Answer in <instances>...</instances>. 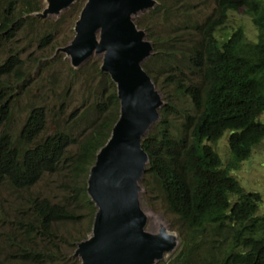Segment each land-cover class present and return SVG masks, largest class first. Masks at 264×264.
<instances>
[{"label":"trees","instance_id":"16d2710c","mask_svg":"<svg viewBox=\"0 0 264 264\" xmlns=\"http://www.w3.org/2000/svg\"><path fill=\"white\" fill-rule=\"evenodd\" d=\"M41 7V0H0V45L24 27L23 15L34 20L32 13ZM242 7L256 27V40H246L242 27L218 40L215 32L228 12ZM193 29L200 39L180 54L196 72L197 82L176 83L177 90L190 97L193 113L172 124L170 116L178 114L177 109L169 103L162 106L159 120L142 141L150 159L145 174L163 192L180 240L176 256L157 264H264V216H256L261 195L245 192L230 173L264 138V122L258 119L264 111V0H215L211 14ZM146 37L150 39L148 33ZM162 53L176 55L172 48ZM21 65L15 54L0 63V184L28 190L44 174L66 171L70 194L59 201L26 197L13 228L3 236L9 259H0V264H78L72 253L84 236L67 241L57 226L89 216L91 227L95 208L85 182L96 151L118 117L116 88L96 63L99 84L88 89L94 101L75 115L89 121L82 139L62 129L44 136L47 112L36 105L14 142L4 126L10 119L13 82L23 79ZM143 67L155 82L147 61ZM225 132L233 165L224 164L211 144ZM73 144L76 149L69 152Z\"/></svg>","mask_w":264,"mask_h":264},{"label":"rangeland","instance_id":"374dc122","mask_svg":"<svg viewBox=\"0 0 264 264\" xmlns=\"http://www.w3.org/2000/svg\"><path fill=\"white\" fill-rule=\"evenodd\" d=\"M41 1L42 9L45 0ZM85 1L74 0L57 14H50L44 18L33 15L35 19L30 20L23 15L24 27L9 41L1 42L0 63L9 54H15L22 60L20 71L23 79L17 83L13 82L10 119L4 126L14 142L17 141L29 110L36 105L43 106L47 112L44 136L62 129L80 140L89 131L86 127L89 121L86 122L80 117L75 118V115H80L83 108L94 101L88 89L96 88L99 84L100 75L94 70L96 63H100L99 55L94 53L80 66L73 68L69 58L59 50L74 37V23ZM155 1L156 4L152 7L132 14V21L139 29L150 35L149 40L156 46V50L145 62L147 61L151 75L155 79L162 101L161 107L168 103L173 105L178 114L170 117L172 124H178L180 116L193 113V108L190 97L179 92L176 83L185 80L186 83L189 80L197 82L196 72L188 67L187 59L181 56L180 52L200 39L193 25L211 14L215 0ZM190 24L192 27L189 28ZM238 27L243 28L246 40L251 42L256 40V27L243 7L228 12L225 23L216 30L215 37L223 40ZM47 40L49 41L45 46L40 45ZM170 48L176 52L175 57L162 53ZM9 81H12L11 78ZM258 119L264 122V111ZM228 135L229 133L225 132L211 144L224 164L233 165V156L227 145ZM76 146L71 145L68 148L69 152H73ZM234 164V169L230 173L245 192H257L261 195L256 216H264V138L254 146L246 160ZM68 177L66 171L44 174L37 184L28 190H15L7 183L0 184V259H9L7 255L9 245H3V236L13 228L12 221L19 214L18 210L25 198L40 196L59 201L64 195L70 194ZM140 187L139 203L148 217V230L155 232L161 224L176 235L174 249L163 260L170 261L179 249L176 218L168 210L163 192L146 174ZM231 198L233 202L234 197ZM82 212L86 213V210ZM88 226L90 227L89 216H86L77 224L58 225L57 230L64 239L72 241L87 236L90 232ZM12 235L20 238L15 232Z\"/></svg>","mask_w":264,"mask_h":264},{"label":"water","instance_id":"95a60500","mask_svg":"<svg viewBox=\"0 0 264 264\" xmlns=\"http://www.w3.org/2000/svg\"><path fill=\"white\" fill-rule=\"evenodd\" d=\"M74 0H45L33 15L57 14ZM155 0H86L74 23V37L61 47L73 68L92 54L116 88L118 117L95 153L86 178V194L95 211L90 233L76 242L72 256L80 264H156L174 249L176 235L159 225L148 230L140 207V184L149 164L142 141L159 120L162 101L143 67L153 53L146 33L132 14Z\"/></svg>","mask_w":264,"mask_h":264},{"label":"clouds","instance_id":"9594fccd","mask_svg":"<svg viewBox=\"0 0 264 264\" xmlns=\"http://www.w3.org/2000/svg\"><path fill=\"white\" fill-rule=\"evenodd\" d=\"M32 15H33V14H32ZM147 39H148V38H147ZM152 44H153V43H152ZM153 51H154V49H153ZM152 54H153V53H152ZM149 57H150V56H149ZM145 60H146V59H145ZM145 60H144V61H145ZM143 63H144V62H143ZM99 64H100V63H99ZM142 65H143V64H142ZM148 74H149V73H148ZM151 78H152V77H151ZM154 83H155V82H154ZM155 85H156V84H155ZM87 175H88V174H87ZM144 175H145V174H144ZM86 178H87V177H86ZM143 178H144V176H143ZM142 181H143V179H142ZM142 181H141V182H142ZM85 187H86V184H85ZM85 190H86V189H85ZM92 219H93V218H92ZM90 229H91V227H90ZM89 233H90V232H89ZM85 237H86V236H85ZM85 237H84V238H85ZM75 247H76V246H75ZM74 249H75V248H74ZM73 251H74V250H73ZM72 254H73V253H72ZM166 257H167V256H166ZM75 258H76V257H75ZM77 260L79 261L78 258H77ZM163 260H165V259H163ZM163 260H160V261H163ZM160 261H158V262H160ZM79 263H80V261H79ZM156 264H157V263H156Z\"/></svg>","mask_w":264,"mask_h":264},{"label":"bare ground","instance_id":"6f19581e","mask_svg":"<svg viewBox=\"0 0 264 264\" xmlns=\"http://www.w3.org/2000/svg\"><path fill=\"white\" fill-rule=\"evenodd\" d=\"M100 56H101V55H99V57H98V58H100ZM253 148H254V147H253Z\"/></svg>","mask_w":264,"mask_h":264}]
</instances>
